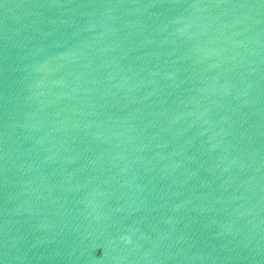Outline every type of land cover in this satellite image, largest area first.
Listing matches in <instances>:
<instances>
[{
  "label": "water",
  "instance_id": "95a60500",
  "mask_svg": "<svg viewBox=\"0 0 264 264\" xmlns=\"http://www.w3.org/2000/svg\"><path fill=\"white\" fill-rule=\"evenodd\" d=\"M0 264H264V0H0Z\"/></svg>",
  "mask_w": 264,
  "mask_h": 264
}]
</instances>
